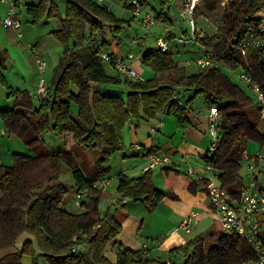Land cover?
Listing matches in <instances>:
<instances>
[{"label":"trees","instance_id":"trees-1","mask_svg":"<svg viewBox=\"0 0 264 264\" xmlns=\"http://www.w3.org/2000/svg\"><path fill=\"white\" fill-rule=\"evenodd\" d=\"M26 10L33 23L57 20L58 27L50 35L62 54L41 102L16 90L13 108L0 110L8 132L33 152V156L12 154L11 166L0 164V264H23V256H29L33 264L38 258L48 264H167L141 250L121 247L117 236L127 214L126 201L141 202L148 212L154 211L165 197H173L180 174L177 169L169 165L161 168L165 191L154 186L151 170L135 179L117 173V199L104 216L99 214V204L106 194L93 184L107 178L110 168L106 164L120 150L122 132L131 119L137 127L142 120L172 116L185 130L190 125L186 106L203 96L208 106L217 107L219 125L215 150L201 160L213 169L220 186L238 197L244 184L242 153L249 142L264 148V116L254 96L233 83L223 70L245 72L264 95V31L259 34L262 44L258 48L247 53L239 50L247 34L264 25L258 17L264 0H233L217 15H211V10L207 13L215 29L195 42L221 59L223 66L188 73L172 58L176 47L149 49L141 62L154 75L141 83L109 72L101 59V53H109L104 40L107 29L116 37L126 22L104 2L66 0L61 13L54 0H41ZM5 55V50L0 51V64ZM0 84L7 85L1 73ZM122 84L131 88L125 97L101 92L106 91L101 86ZM185 92H192V97L185 99ZM174 95L179 96L180 104ZM46 130L60 137L69 134L73 141L69 150L45 149L40 134ZM87 152L94 155L92 165L86 160ZM67 172L77 193H87L75 213L63 208L68 188L61 177ZM187 187L195 193L192 183ZM217 231L215 242L207 248L202 236L180 246L183 264H242L252 255L245 240L223 235L218 224ZM109 248L115 250V262L105 256Z\"/></svg>","mask_w":264,"mask_h":264},{"label":"crops","instance_id":"crops-1","mask_svg":"<svg viewBox=\"0 0 264 264\" xmlns=\"http://www.w3.org/2000/svg\"><path fill=\"white\" fill-rule=\"evenodd\" d=\"M20 1L17 0L16 9L20 6ZM130 0H104V4L109 7V10L119 19L126 21L122 24L120 28V32L116 37L113 33H106L104 38L105 42L108 43V52L115 56L126 57L127 55H131L133 58L128 61V63L132 66L134 57L137 61V58H140L146 50L140 44L136 46L137 52L133 54V46L136 42H140V40L148 39V37H152L155 41L159 38L167 41L168 46L178 47V44L171 41L172 36H185L188 31V26L185 21L182 20L179 13L182 9L183 3L185 0H176L174 3H168L167 0H160L159 5L157 6L153 2V6L151 5L150 0H145L146 2L143 5V12H148L154 15L158 19V23L153 25L154 28L152 31L147 29L148 36L141 38H136L129 45H126L125 41H123L122 36L126 33L124 32L127 28L128 30L133 28L134 22L139 23L137 18H134L130 9L126 7V2ZM154 1V0H152ZM214 0H200L198 7L196 8V22L200 27L203 28L205 33H209L210 31H214L215 27L211 24L207 23V19L204 18V12L209 9ZM15 9V11H16ZM150 10V11H149ZM18 16V14L16 13ZM47 21L46 23H48ZM57 22V20H56ZM141 26V24H140ZM165 27H169L170 33L165 32ZM54 28L48 32L49 38L51 40L49 46V50L52 52L54 50L55 53V65L57 64L60 56V46L58 47L56 41L52 38L50 33L54 31ZM12 31V30H11ZM47 31V30H46ZM13 32V31H12ZM17 37L16 33L13 32ZM164 33V35H163ZM22 37V35H21ZM20 37V38H21ZM20 39L19 37H17ZM44 42L39 41L36 47H44ZM189 44H196L199 50H195L190 52L185 50L186 53H191L193 55V60L198 55L205 52V50L197 44L195 41H192ZM43 45V46H42ZM126 45V46H124ZM59 48V50L57 49ZM157 48V46H156ZM3 50V49H2ZM0 49V51H2ZM6 51V55L4 57V61L0 64V73L2 74L4 80L5 76L2 73V67H5L6 58H11V54L8 49H4ZM48 50V51H49ZM62 50V49H61ZM62 54V53H61ZM2 58V57H1ZM184 60L179 64L184 66ZM141 61V58L140 60ZM185 67V66H184ZM187 67H195V66H186ZM32 65H31V73H32ZM196 68V67H195ZM106 69L110 71L111 66L107 65ZM236 70L235 72H237ZM242 72V71H241ZM30 73V75H31ZM114 74V73H113ZM6 82V80H5ZM7 83V82H6ZM36 86V83H35ZM107 92H111V90L118 89L122 87L119 86H101ZM128 88H124L122 91H125L126 94L131 92L127 90ZM24 91V90H23ZM27 91V90H25ZM28 92V91H27ZM185 95V94H184ZM195 99V98H194ZM193 99V101H194ZM193 101L186 106V117L190 122V125L185 129L181 130L177 124L175 119L172 116L162 115L154 120H151L146 126H132L131 124H126L124 128L123 138H122V146L119 150V156L122 162H129L128 160L131 158H137V160H132L130 162H135L126 168H120L119 172H122L124 176L130 179H135L140 177L144 173V167L147 164V156H144L150 150H157L161 152H165L169 154L170 161L167 163L169 166H173L180 173L177 179L176 186L174 188L173 197H165L159 205L165 204V206L171 208L172 211L177 212L176 217L172 216H164L162 215V219L166 221V224L160 225L159 220L153 225V228L150 229V226L145 222V216H148L143 211L132 212L129 210V207L132 204L141 203L135 201H126V209L127 214L124 220L122 221L121 231L117 236V240L120 243L121 247L132 250H141L147 256L152 259L165 262L167 264L173 263L176 257H180L183 261V257L181 252L178 250L180 246L184 245L189 238L185 236L186 233L183 229H180V224L183 218L189 216L191 213H197V215L193 219L192 228L196 229L198 226H202L204 222L208 221L209 218L215 220V214L213 210L209 206V202L207 199V194L204 192L205 189L200 188L194 177L188 174L189 170L200 171L204 168V164L201 160L208 151H210L211 142L206 137V123L207 122V109L205 113L197 114L193 111ZM36 102V101H35ZM206 102V100H205ZM207 104V103H206ZM208 106V105H207ZM208 108V107H207ZM151 129H155L152 133ZM209 133V132H208ZM209 135V134H208ZM210 137V136H209ZM211 138V137H210ZM134 144L141 145L143 152H135L133 149ZM65 150H69L70 142L65 146ZM260 150L259 145L249 142L247 145L246 151L248 153H255ZM129 162V164H130ZM165 166V165H164ZM163 167V166H162ZM162 167H157L152 169V177L154 186L161 191H165L163 187V180L161 177L160 170ZM258 178L262 176L264 173V166L262 163L258 164L257 167ZM119 172H116L115 175ZM114 175V176H115ZM206 177L205 184H209L211 182H215V177L211 174L206 173L204 175ZM260 182V180H259ZM189 183H192L195 186V193H191L187 187ZM117 186V183H116ZM115 186V191H116ZM261 188H263V184L260 182ZM117 196V195H116ZM117 197L112 200L111 203L115 202ZM142 204V203H141ZM143 205V204H142ZM159 205L155 210H158ZM144 207V206H143ZM145 208V207H144ZM146 210V209H145ZM156 212V211H155ZM169 224L167 225V223ZM217 224V223H216ZM217 228V225H216ZM191 232V231H190ZM214 238V242H215ZM205 242V238L203 237ZM212 242L211 244H213ZM21 244V243H20ZM18 244V248L20 246ZM210 244V245H211ZM205 246V245H204ZM206 248V247H205ZM107 259L111 262H115L116 253L115 250L110 248L109 251L105 253ZM173 259V260H172ZM23 264H33L32 260L29 256H23L22 258ZM37 264H48L44 259L38 258Z\"/></svg>","mask_w":264,"mask_h":264},{"label":"rangeland","instance_id":"rangeland-1","mask_svg":"<svg viewBox=\"0 0 264 264\" xmlns=\"http://www.w3.org/2000/svg\"><path fill=\"white\" fill-rule=\"evenodd\" d=\"M41 0H21L20 6L16 9V13L18 14V19L21 23L20 32L22 34V37L18 39L15 34L8 28H5L3 26V20L8 17V11L9 6L7 4H1L0 3V49H8V51L11 54V58H6L5 67L1 68L3 71V75L5 76L6 80V86H3L0 84V110H9L13 108L14 103V91H25L27 90L30 96L32 97L33 101L35 102V91L37 86V80H38V72L36 69V66L34 64L33 58L30 54V47L34 46L37 48L41 56L43 57L46 68L45 73L43 77L46 81H49L53 75V69L55 67L54 58L55 53L54 50L51 52L47 46H49L51 40L48 32L51 30V28L56 29L58 27V24L56 22V19H43L38 21L37 23L32 22L31 16L27 14V6L28 5H37ZM55 4L58 6L59 12L64 13L65 9V2L66 0H54ZM160 0H150L151 5L153 6V2L157 5H159ZM221 0H214L212 5L204 12V18L207 19V23L213 25V20L211 18V15H217L221 9H224L225 7H222L219 5V2ZM211 10V15H207V13ZM150 11V10H149ZM258 17H261L264 20V10L261 11V13L258 15ZM49 21L48 23H46ZM154 28L150 27V30L152 31ZM47 30V31H46ZM111 28H108L106 33L110 34ZM126 32L122 39L125 41L126 45H129L133 40H136V38L143 39L144 37L148 36L147 29L143 26H140V24L134 22L133 28L128 30L127 28L124 31ZM51 34V33H50ZM164 35V33H163ZM43 41L44 47L40 49V47H36L38 42ZM50 41V42H49ZM142 45L143 48L147 51L149 49H156L155 41L152 37H148V39L140 40V42H136L133 46V54L135 55L137 52L136 46ZM59 47L58 44H55ZM124 45V46H126ZM43 46V45H42ZM158 48V47H157ZM59 50V48H57ZM159 49V48H158ZM49 50V51H48ZM185 50H188L190 52H193L195 50H199L196 46V44H185V45H178L176 48V53L172 56L173 60L180 63L184 60H191L193 58V55L191 53H186ZM59 56L62 53V50L60 48ZM141 58V57H140ZM140 58H137V61L133 60L132 68L140 75V77L144 80L150 79L153 77L154 73L153 71L142 64ZM31 65H32V73H31ZM108 65V64H107ZM114 74L119 75L112 69ZM186 71L188 73H194L197 72L198 69L195 67H187ZM226 75L229 76L231 81L235 84H237L241 89H243L245 92H247L251 97H253L249 87L247 84H245L238 74L241 73V70L239 69L237 72H232L227 69L223 70ZM31 73V75H30ZM122 79H125L122 77ZM128 81V80H127ZM36 83V86H35ZM122 87V90L124 88H128L127 90L131 91V88L128 85L122 84L120 85ZM113 87V86H112ZM114 88V87H113ZM104 89V88H102ZM105 90V89H104ZM121 88L113 89L111 92H106L101 90L104 94H112L114 96H126V92L122 91ZM26 91V92H27ZM185 99L191 98L193 93L192 92H185L184 93ZM254 98V97H253ZM207 104L205 102V98L203 96H198L193 101V111L197 114L205 113L207 109ZM155 119V118H154ZM151 119V120H154ZM151 120H142L140 125H143L144 127L148 126L147 124ZM135 126V120L131 119L130 122H128V125ZM139 125V126H140ZM206 137L207 139L211 141V138L208 135V123H206ZM125 128V127H124ZM0 131H3L4 134L0 135V164L5 166H11L13 163L12 160V154H21V155H28L33 156V152L28 149V147L24 144V142L15 136L12 133H9L7 128L3 125L2 120L0 118ZM6 133V134H5ZM122 132V138H123ZM40 139L43 142V147L50 151H61L65 150V146L70 142V146L72 145L73 141L69 134H65L63 136H56L51 130H46L43 133L40 134ZM141 146V145H140ZM144 149L141 147V152H143ZM157 151V150H156ZM119 151L116 152L107 162L106 166L110 168V171L108 173L107 179H110L109 186L103 191L106 194V197L103 198L99 204V214L101 216H104L107 208L110 206L112 200H114L117 196L115 191L116 186V177L114 176L116 172H119L120 168H126L130 166L131 164H134L135 162H130L132 160H137V158H131L128 161L130 162H122L121 158L119 156ZM86 160L89 165H92L94 160V155L91 152L86 153ZM145 172V171H144ZM122 173V172H121ZM123 174V173H122ZM240 175L242 179L246 180V163H241V169H240ZM62 182L64 185L68 188V195L64 200V206L63 208L66 209L69 212H79L80 208L75 205L76 201V193L77 189L74 186L73 179L71 177L70 172H67L62 175L61 177ZM260 182L263 184L264 188V173L262 176L259 177ZM97 182V181H96ZM129 210L132 212H138L143 211L145 213H148L145 216V222L150 226V229L153 228V225L159 220L160 225L166 224V221L162 219V215L166 216H172L176 217L178 214L175 211H172L171 208L165 206V204L159 205L158 210H154L152 212H148L145 210L143 205L141 203H134L129 207ZM156 211V212H155ZM179 216V215H178ZM217 222L214 221L212 218L206 222L203 223V225L198 226V228L194 229L192 228L191 232L189 234H185V236L189 239H193L197 236H202L205 238L204 245L205 247H209L212 242H214V238L217 237L218 231L216 228ZM169 222L167 223V225ZM109 249H106V252L109 251ZM105 252V253H106ZM173 260V259H172ZM169 264H183V261L180 257H176L173 263Z\"/></svg>","mask_w":264,"mask_h":264},{"label":"built area","instance_id":"built-area-1","mask_svg":"<svg viewBox=\"0 0 264 264\" xmlns=\"http://www.w3.org/2000/svg\"><path fill=\"white\" fill-rule=\"evenodd\" d=\"M17 0H0L1 4L9 6L8 17L3 20V26L16 33L17 37H21V23L16 15ZM98 3L104 0H96ZM176 0H167L168 3H174ZM200 0H185L180 10V17L186 22L188 31L185 36H172L171 41L178 45H185L195 41L198 36H203L205 31L196 22L194 13L198 7ZM233 0H221L219 5L225 7ZM145 0H130L126 2V7L130 9L134 18H137L141 26L149 29L158 23V19L148 13L143 12ZM264 31V25H260L257 31H251L240 45V52L247 53L262 44L259 36ZM165 32L170 33L169 27H165ZM157 47L161 51H165L168 47L167 41L162 38L157 39ZM30 54L38 72V80L34 98L37 103L41 102L47 95L48 81L43 77L45 73L46 63L34 46L30 48ZM133 57L129 54L125 58L121 56L110 55L109 53H101V59L119 74L122 78L132 83L144 82V79L132 68L128 63ZM184 66H195L198 69L218 68L223 66L221 59L211 53L204 52L191 61H185ZM240 79L247 84L252 95L254 96L258 106L261 108V115L264 116V95L260 87L247 75L245 72L238 74ZM173 99L180 104L179 96L174 95ZM219 116L216 106H208L207 122L208 132L211 137L210 151L215 150L218 140V123ZM155 129H151L153 133ZM0 134H4L0 131ZM135 152L141 151L139 144H134ZM170 161L169 154L161 151H153L147 155V164L144 171L152 170L157 167L167 165ZM246 163V180L240 190L238 197H232L218 183L213 169L209 166H204L200 171L189 170L188 174L194 177L195 182L206 189L207 199L210 208L215 214V220L220 227L221 233L226 236H235L245 240L249 245L252 255L245 259L242 264H264V190L260 186L257 167L262 163L264 166V148L255 153L244 151L241 156V163ZM206 173L215 177V182L205 184ZM110 184V179H101L93 184L94 188L104 191ZM86 192L76 193L75 205L80 206L83 199L86 198ZM197 213H191L183 218L180 229L186 233H190L194 217Z\"/></svg>","mask_w":264,"mask_h":264}]
</instances>
